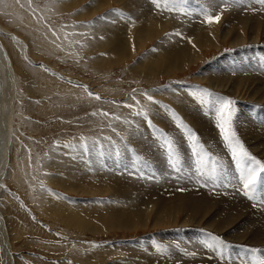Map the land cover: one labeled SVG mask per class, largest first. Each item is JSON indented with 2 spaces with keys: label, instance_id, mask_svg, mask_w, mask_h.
<instances>
[{
  "label": "rangeland",
  "instance_id": "obj_1",
  "mask_svg": "<svg viewBox=\"0 0 264 264\" xmlns=\"http://www.w3.org/2000/svg\"><path fill=\"white\" fill-rule=\"evenodd\" d=\"M132 2L133 0H33V7L36 8V12L33 13L32 9L27 7L26 0H20V3H16V0H0V208L5 207V197H8L24 212L26 218H30V221L40 226L41 231L44 233H34L35 231H30L29 227L24 225L22 227L20 221L16 222L18 230H15L16 227L9 230L1 224L4 229L0 228V264H4L5 250H3L1 241L4 237L7 245L9 244L7 247L9 252L7 253L12 255L14 260H18L16 264L18 262H21V264H113V262L114 264H124L129 260V257L128 253L121 249L127 246L128 243L129 245L133 243L141 244L143 240L149 241L148 238L153 237L154 241L156 240L155 242L162 245L163 239L160 241L157 236L165 238L181 233L184 236L183 238H188L190 233L197 234V237L203 235L205 232L199 230L204 227L203 221L196 223L195 219L189 220L186 216V222L190 223L186 224L187 227H180L181 222H185V215L180 211L172 213L170 217H156L149 214L143 222L135 223L128 228H122V226L109 227L103 224V221H99V219L102 215L105 216V213L103 210L96 211V208L110 203L113 198L108 194L93 193L92 195L67 191L65 188L68 187L69 190L72 188L66 185L69 183V178L62 172L63 157L72 158L71 160H73L78 156L76 153L82 152L84 158L81 159L87 160L86 158L90 153L106 155L103 154L105 151L101 150L102 147L110 148L109 156L112 153L117 161L123 159L125 164L128 165L123 173L128 174L132 171L131 174H128L133 178L132 182L140 185L143 190L146 182L149 183L155 179L154 166L157 167L158 161L155 160V155L151 154L148 157L137 151L127 138V134L134 130L133 122L136 120L137 123L142 120L143 122L140 123L146 124L145 121L147 122V128H142V133L146 132L152 138L160 141L157 142L156 140V145L159 146H157L158 150L165 148L160 136L161 132L166 133L172 143L174 142L173 137H177L181 141H186L180 146L173 143L179 157V165L184 167L186 163H191L193 167L195 164L201 166L198 164L196 156H188L184 144L188 142L193 144L194 142L186 139L184 129L178 127L170 117L171 112L169 109H171L178 115L180 114L179 117L182 118V121L197 134V143H195L203 147L207 152L206 154L209 155V158L200 156L202 165L208 168L212 167L213 158H215L218 161L217 168H224V160L222 161L219 153H215L216 150L211 148V146L215 149L218 148L219 139L217 137L220 138V134L214 136L215 134L209 133V136H203L196 127L190 124L188 117L179 112L174 106L175 102L177 103L180 97L184 95L187 98L190 97L188 98L190 106L196 105L195 108H202L203 105L200 100L209 99V97L206 96L204 91L196 92L194 89L207 90L215 96L235 101L233 107L236 114L232 123L235 132L239 117L250 119L252 122H261L260 125L264 126V107H262L264 101L259 103L260 106L258 103L251 102L249 92L244 87H238L235 93L230 92L229 88H215V90L214 87L212 88L207 84V78L202 76V73L209 72L214 64L216 66L214 70L218 69L216 63L223 60H225L224 62L228 60L232 64L237 63V60L244 58L245 53L246 56L252 54L254 62L260 61L263 65L264 36L262 32H259L263 31L262 27L258 31V39L255 44L251 45L249 42L251 29L244 26L240 30V34L244 37L245 42L248 41L234 47L231 44V34L222 37L223 29L226 28L225 20H231L229 19L231 13L220 12V15H222L220 22L208 24L206 23V16H215L218 13L207 11L204 20L192 18V21L196 28L212 27V29H216L211 37L212 41L196 48L195 54L191 58L179 67H175L172 64L163 62L160 57L165 56V53H171L177 46H184V43L189 42L187 34L192 27L188 25L186 20L182 23L173 21L156 23L154 21L163 17L175 18L177 14L181 16L180 13L182 12L177 11V14H175L164 7H157L156 5L150 7L152 4L145 0H138L140 8L130 4ZM37 5L39 6L37 7ZM97 6L100 7L96 8ZM156 10L159 11L158 14L155 18L152 15L153 19H151L150 13ZM257 11V13L255 11L248 13L247 11L241 13L240 16L256 14L255 16L251 15V17L258 18L262 13L261 17H264V10ZM106 14L108 19L101 20V25H99L100 22L97 18ZM136 16L154 20L147 21V24H145V21L142 24L144 27H142L146 28L149 24H153L151 28H155V32L161 29L164 31L160 34H164L152 38L146 36L144 41L142 38L138 39L136 33H129L128 23L124 26L122 24L114 25V23L112 25L113 21H123L122 23H124L125 21L128 22L131 17L136 18ZM107 22H110L113 30L123 28V31H125L124 38L127 40L124 43L126 46L122 45L124 49L122 52L112 53V41L106 37V31L104 30V25ZM74 25H92V27H72ZM234 26L235 28L238 27V25ZM53 32H55V35H53ZM176 32L181 33V36L174 35ZM82 33L84 35H81ZM101 36L104 38L100 39ZM161 37L165 39L168 48L156 54L161 48L159 39ZM123 51L125 52L123 53ZM150 54L158 56L159 59L149 57ZM234 56H236V59L231 58ZM40 65H43L48 71L40 68ZM239 66H242V63L239 62L238 69ZM234 76L233 74L230 77L234 78ZM262 76L264 80V74ZM76 84L84 87L76 86ZM85 88L88 91H85ZM89 92L101 97V99H94L89 96ZM169 92L173 94L170 93L171 100H168L171 103L167 101L164 95V93L168 95ZM141 93L151 95L155 103L148 101ZM133 96L140 103L137 104L135 100H132L131 97ZM126 103L131 104L132 107H124ZM145 105H147V109H145L146 116L133 115V112H140L141 109H144ZM155 106L156 108H154ZM190 106H187V109ZM151 108L153 109L151 110ZM152 111L167 116L168 122L170 120V132L153 121L151 118ZM94 112L96 113L95 116L92 115ZM104 112L109 115L107 117L101 115ZM116 117H119V119H115ZM136 117H139L140 120L137 121ZM198 117L202 118L199 115ZM149 121L152 124L151 127ZM216 123H218L217 117ZM118 131L119 136L116 135ZM112 133H115L114 137L111 135ZM81 137L85 139L82 141ZM106 137L108 139H105ZM84 144H87L88 147H81ZM65 145H76V147H66ZM260 161L263 163L262 160ZM50 165L53 166L50 167ZM161 166H163L162 162ZM163 168L164 166L162 170L166 173V169ZM184 168L187 169L188 167ZM112 171L110 170V172ZM172 171L171 173H175L171 174L170 178L175 180L178 174L176 170L173 169ZM112 173L114 174V171ZM71 176H73L72 173ZM138 178L142 179L139 180ZM91 179L87 178L88 182L83 181L79 183L81 187L79 185L78 187L83 189L82 191L90 185L94 189H106V185L102 181V184L101 182L95 183L96 178L92 181ZM159 180L160 176L154 182L157 197L165 194L161 189ZM77 181L80 180L77 179ZM52 182L59 183L61 186H55ZM129 185L133 186L132 183ZM176 187L178 193L186 192L184 189L180 190L181 188L177 189ZM241 189L245 201L253 205L251 206L252 209L246 208V212L243 210L244 214L248 212L251 215L264 210V205L259 204L257 201L259 197L255 193L256 187L250 194L258 199L252 200V202L244 196V190ZM260 193L261 195L263 193L262 196H264V191H260ZM129 194L137 197L131 193ZM172 194L171 192V194L164 196L170 197ZM227 196H230V194ZM141 197L151 199L154 196ZM232 198L238 201V204L241 203L242 206L244 203L246 204V202L241 201L242 197L238 194ZM160 199L161 201L168 200L167 198ZM259 201H264V199ZM55 202L58 205L59 203L64 204L67 209L62 204L58 206ZM82 202L85 204H82ZM54 204L55 206H53ZM90 204H93V206L91 207ZM87 206L92 211L95 210L96 213L91 214L88 212ZM254 206L260 207L261 210L253 211V209L259 210L256 207L253 208ZM69 207L71 209L73 207V209L71 210ZM74 209L77 210L74 211ZM9 218L11 217L9 216ZM261 219L264 221V216ZM3 221H5V216ZM30 221L28 222L30 223ZM263 221L261 220V223L264 225ZM24 227L26 228L24 229ZM234 228L236 230L232 231L233 236L239 225H235ZM181 229L184 230L181 231ZM213 235L227 245L230 244L225 250L228 251L231 247L229 250H232L234 260L237 255L246 253L253 255L257 263L264 264V245L262 247H252V245L245 242L236 245L215 234ZM251 248H255L257 251H247ZM197 250L200 251L198 253L202 254L200 248H197ZM110 253L112 254L110 255ZM203 259L213 261L214 257L212 258V254H209ZM203 259L198 263L204 264Z\"/></svg>",
  "mask_w": 264,
  "mask_h": 264
},
{
  "label": "bare ground",
  "instance_id": "obj_2",
  "mask_svg": "<svg viewBox=\"0 0 264 264\" xmlns=\"http://www.w3.org/2000/svg\"><path fill=\"white\" fill-rule=\"evenodd\" d=\"M145 1L152 4L150 7H154L155 4L153 3V0H145ZM130 4L140 8L138 0H133V2ZM99 7L100 6H97L96 8H99ZM160 7H164L167 9L168 6L165 3H161ZM257 10H264V3L259 2V0H243V3H241V4H233L231 2L225 3L224 0H187V3L181 5L178 10L172 11L175 14H177L176 13L177 11L182 12V13H180L181 16H179V14H177V16L175 18L163 17L162 19H159L156 21L150 20V19L145 18V17L136 16V18L131 17V19L128 22L127 21H125L124 23H122L123 21L122 22H120V21L114 22V25H121L122 24V26H124V24L128 23L127 25H129V28H130V29H128L129 33H131V34L136 33L135 35H137L138 39L142 38L145 41L144 37H146V36H148V37L150 36L152 38V37L162 36L164 34V33L160 34L161 32L164 31L161 29L160 30L156 29L157 32H155V28L154 29L151 28V26L153 24L152 25L149 24V26H147L146 28H143L144 26L142 24H144L145 21H146L145 24H147V21H154L156 23L157 22H164V21H173V22L182 23V22H185V20H186L188 25H190L192 27L191 30H188V34H187L189 42L184 43V46L183 45L177 46L171 53H165V56L163 55L162 57H160L163 60V62H166L167 64H172L175 67H179L183 62H185L186 60H188L189 58H191L195 54L196 48L201 47L203 44L210 43L212 41L211 37L214 35V31L216 30V29H212V27H209V28L203 27L200 29L196 28L194 26L192 18H197V19L200 18V19L204 20L205 19L204 15H206L207 11H214V12L218 13L219 15H220V12L222 13L225 11L228 13H231L230 14L231 16L229 18L231 20H228V21H227V19L225 20L226 28L223 29L222 37L224 38V37H226L224 35L231 34V37H232L231 38V44L234 47H237L238 45H241L242 43H246L248 41L247 40L245 42L244 37H242L240 34V30L244 26H248L251 29V37L248 36L249 42L251 45L255 44L256 40L258 39L257 34H258V31L261 27H262L263 31H259V32H262V34L264 36V17H261L262 13H260L261 16L258 18L257 17H251V15L255 16L256 14H251V15L249 14L250 16H247L244 14L243 16H240L241 13H245L247 11H248V13H252L254 11L257 13L258 12ZM158 12L159 11L156 10V11L150 13L151 19H153V16L155 18V16L158 14ZM223 17H224V15H223ZM99 22H100L99 25H101L102 21H99ZM260 22H262V23H260ZM237 23H239V24H237ZM112 25H113V22H112ZM234 25H238V27L235 28ZM219 28H220V26H219ZM104 30L106 31V33H105L106 37H108L112 41V46H111L112 53L122 52V50H124L122 45H125L124 43L127 40L124 38V32L125 31H123V28L113 30L112 26L110 25V22H107L104 25ZM124 30H126V29H124ZM159 39L161 41V45H160L161 48H159V50L157 51L156 54H158L159 52L164 51L168 48V45L166 44L165 39L163 37H161ZM263 44H264V40H263ZM124 52L125 51H123V53ZM128 54H129V52H128ZM128 54H127V56L130 55V54L129 55ZM149 57H152L154 59H159L158 56H154L151 54L149 55ZM231 58L236 59V56L231 57ZM254 58H255V56H254ZM258 60H259V58H258ZM224 61L225 60L216 63L218 69L214 70L216 67L214 64L210 68L209 72H207V73L203 72L202 73L203 78H207V82H208L207 84L212 86V88L214 87V89L215 88L216 89L229 88L230 92L232 91L233 93H235L237 91L238 87H244L249 92V100L251 102H255L258 104L261 102L263 103V101H264V80L262 79V77H263L262 75L264 74V64L261 65L260 61L254 62L255 60L253 59V55L251 54V56H246V53H245L244 58L237 60L236 61L237 63H235V64L230 63L228 60H226V62H224ZM239 62L242 63V66H239V69H238L237 65L239 64ZM221 64H223V65L220 67ZM262 72H263V74H262ZM233 74L235 76H234V78H231L230 76ZM240 78H242V79H240ZM67 86H69V84H67ZM76 86H79V85L76 84ZM171 92H169L168 95L164 93L167 101L171 100V95H170ZM177 95H176V97H177ZM247 97H248V95H247ZM188 98H190V97H188ZM188 98L186 96L182 95L180 97V100H178L177 103L175 102V104H174L175 108L179 112L186 115L188 117V121L190 122V124L193 127H196L197 130L203 136H209V133L215 134L214 136H217L218 134H220L218 128L216 127L217 123H216L215 114H213L210 111L209 107L205 106V107H207V108H205L202 106V108L201 107L195 108L196 105L194 106L191 103V105L195 108L194 109L192 106H190V101ZM196 100H197V98H196ZM169 103H171V102H169ZM246 103H247V101H246ZM194 104H198V103H194ZM187 106H190L189 109H187ZM200 106H201V104H200ZM259 106H260V104H259ZM262 107H264V106H262ZM154 108H156V106ZM152 109L153 108H151V110ZM161 109H163V108H161ZM149 113H151V112H149ZM151 114H152L151 118L153 119V121L156 124L162 126L164 129H166V131L167 130L169 132L171 131V126L169 125L170 120L168 122V120H167L168 118L166 115H164L162 113H158V112H153ZM235 114H236V112H235ZM198 115L201 116L202 118H199ZM141 118H143V117H141ZM236 118H238V117H236ZM138 119H139V117L137 118V121H138ZM143 120H144V118H143ZM233 120H235V119H233ZM132 121H134V120L132 119ZM140 122H143V121L141 120V121L136 123V120H135L133 122L134 123V130L127 134L128 135L127 138L130 140V142L133 144V146L136 148L137 151H139L140 153H144L145 156L147 155L148 157H150L151 154L155 155V160L158 161V163L156 164L157 167L154 166V177H155V179L152 181L149 180V181H151L149 183L146 182V184L144 185L145 188L143 190L140 187V185H138L135 182H132L133 178L130 177V175H128V174H131L132 171L128 174H126L125 172L123 173V171H125L126 167L128 166L127 163L125 164L123 159H120L119 161H117L116 160L117 158L115 159L113 157L112 153L109 156L108 152H109L110 148L108 149L107 147H105V148L102 147V149H101L102 151L103 150L105 151V153H103V152L102 153L106 154V155H99L97 153H90L88 155V158H86L87 160H82L81 158L83 157V153L78 152V151H77L78 153H76L78 156H76L73 160H71L72 158H64L63 157V160L61 163L62 172L64 174H66L67 177L69 178V183H67L66 185L71 186V188H72L71 190H69L68 187L65 189L67 191H72V192H76L79 194H81V193L86 194L87 193V194L93 195V193H100L101 195L102 194H108L110 197H112L113 199L111 200L110 203H107V204L103 203L104 205L101 204L103 206L99 207V208L96 205L97 206L96 211L97 210H103V212L105 213V216L100 215L101 217H100L99 221H103V224H105L109 227H111V226H115V227L122 226V228L123 227L128 228V227H132V225L135 223L143 222L146 219V216L149 214H152L156 217H160V216L170 217V215L172 213H176V212L180 211L185 215V222H181L180 227H187L186 224L190 223V222H186V216H187L189 220L195 219L196 223L203 221L204 227L199 229V230H202L205 233L210 232L212 234L217 235L218 237L224 238L225 240H227V242H230V243L236 244V245H240V243L243 244V242H245L246 244L252 245V247L253 246L254 247L255 246L262 247L264 245V225L261 223V220L263 221V219H261V217L263 218V216H264V210H261L260 207H258V206H254L253 208L256 207L259 210L253 209V211L254 210L260 211L261 210V212L251 214V215L248 212L245 214L243 213V210L245 211L246 208L252 209L251 206H253V205H250L248 202H246L244 197L242 196L243 191L241 189L242 187H241V183L239 181V172L237 171V169L235 167V163H234V161L230 155V151H229L227 145L223 142L221 135H220V138L217 137L219 139L217 149H215L214 147H212L210 145L212 150H216L215 153H219V155L221 156L220 159H222V161L224 160L223 161L224 168H217V170H216V176L219 177L218 181L214 182L213 180L208 179L206 182L204 176H198L197 175V168H200V169H203V171L205 173H207L209 176H211L212 167L208 168L206 166H203L202 162H200V156L205 157V158H209L208 157L209 155L206 154L207 152L204 150V148L200 146L197 149V151H200V156L197 157L193 151V144H191L189 142L184 144L186 151H188V156L189 157L196 156L197 161H199L198 164H200L201 166H198L197 164H195L193 167V164L186 163V166H184V167H188L186 169V168L181 167L179 165L178 169H176V172L178 174L177 179L171 180L170 176H172L171 174H174L175 172L171 173V171L173 170V167L170 166L166 149L165 148L160 149L161 151L157 149V146H158V145H156L157 139L152 138L146 132L142 133V128L146 127L147 122L145 121L146 124L140 123ZM260 123L261 122H259V123H257V121L252 122L250 119L239 117L237 120V128L235 127V130H236L237 138L243 144L245 150L251 156L255 157L258 160H262L264 163V126L260 125ZM151 126H152V124H151ZM111 129H114V128H111ZM164 129H162V131H164ZM117 130H119V129H117ZM144 130H146V129H144ZM213 130H214V133H213ZM118 133H119V131H118ZM152 133H154V132L152 131ZM174 134H176L179 138H181V136H179L177 133L174 132ZM111 135H113V137H114L115 133L114 134L112 133ZM117 136H119V135H117ZM173 140H174L173 143L175 145H179V146L183 145V142H186V141H181L177 137H173ZM183 140H186V139H183ZM157 142H160V141L157 140ZM102 143H104V142H102ZM122 149L124 150L123 147H122ZM60 162H61V159H60ZM161 162H162L164 168L166 169V173L162 170L163 166H161ZM181 162H183V161H181ZM244 163L247 164L248 162H244ZM52 166L53 165H50V167H52ZM138 166H139V164H138ZM116 167H119V168H116ZM143 168H141V169H143ZM110 170H113L114 174L112 173L113 171L110 172ZM190 170H192V171L190 172ZM116 172H117L118 176H117ZM71 173L73 176H71ZM141 175H143V174H141ZM261 175L264 176V173H261ZM131 176H133V175H131ZM136 176H138V175H136ZM159 176H160L159 181L161 182V189L165 193L161 197H157L155 195L156 188H155L154 182L157 180V178ZM189 176H191L192 179H188L187 177H189ZM174 177H175V175H174ZM76 178L80 181H77ZM87 178H92L91 181L96 178L95 183L102 181L106 185V189L105 188H104L105 190H103V188L102 189H97V188L94 189L90 184L87 183L91 187L85 186L87 189L86 190L84 189V191H82L83 189H80L81 184H79V183H81L83 181L88 182ZM138 179L141 180L142 178L141 179L138 178ZM150 179H151V177H150ZM105 180L107 182H104ZM65 182H67V181H65ZM102 182H101V184H102ZM136 182H137V180H136ZM74 183H77V184H74ZM130 183H132L133 186H130L129 185ZM52 184L55 186H61V184L55 183V182H52ZM202 184L205 186L202 187L201 186ZM78 185L80 187H78ZM221 185H229V186H221ZM176 186H178V187H176ZM175 187L177 189L181 188L180 190L184 189L186 192L185 193H183V192L178 193L176 191ZM255 187H256L255 193H256L257 197H259V199L257 201L259 202V204H261L259 200H263L264 196H262L263 193L261 195L260 191H264V180H260V182ZM213 191H215V192H213ZM171 192L173 193L172 196L171 195H170V197L164 196L167 194H171ZM129 193H131L132 195H135L137 197H133ZM7 194H4V195H7ZM226 194L227 195L230 194V196H227ZM236 194L240 195L242 197L241 201L243 203L246 202V204L244 203L243 206L241 205V203L238 204L237 203L238 201H236L235 199L232 198ZM146 195H151V196H154L155 198L152 197L151 199H149V198L141 197V196H146ZM218 195H220V197H218ZM160 198H167L168 200L161 201ZM229 198H230V200H229ZM5 199H6L5 207L2 209L0 208V228L2 227L1 226V224H2L4 228L6 226V228H9V230L14 229L13 227H16L17 229H15V230H18V225L16 222L20 221L21 226L24 225V226L29 227L30 231L34 230L35 231L34 233L38 232L40 234H44L41 231L40 226H38L36 223L34 224L32 221H30L29 220L30 218L29 219L26 218V215L24 214V212L18 206L15 205V202H11L8 197L7 198L5 197ZM125 199H128V200H125ZM55 201H57V200H55ZM70 203H71V201H70ZM55 204L58 205V203H56V202H55ZM55 204L53 206H55ZM60 204H62V203H59V205ZM68 204H66V205H68ZM82 204H85V203L82 202ZM82 204H80V205H82ZM97 204H99V202H97ZM90 205H91V207L93 206V204H90ZM101 205H99V206H101ZM255 205H258V204H255ZM62 206H64V204H62ZM87 207H88V212H90L91 214L96 213L95 210H94L95 211L94 212L91 210V208H89V206H87ZM149 207H152V208H149ZM64 208H65V206H64ZM65 209H67V206ZM72 209H73V207H72ZM71 210H70V213H72ZM76 210L74 209V211H76ZM84 211H85V209H84ZM82 212H80V213H82ZM4 216H5V221H3ZM9 216L11 218H9ZM123 216H126V217H123ZM9 219H11V220H9ZM28 221H30L31 224ZM235 225H239V228L237 229V232L233 236L232 231L234 232L236 230L234 228ZM7 226H9V227H7ZM3 227H2V229H4ZM25 228L26 227H24V229ZM43 228H46V227H43ZM27 230H28V228H27ZM182 230H184V229H181V231ZM199 234L201 235V233H199ZM183 237L184 236L181 233L173 235L171 237L168 236L165 238L157 236V238L160 241H161V239H163L162 245L159 244V242L158 243L155 242L156 240L154 241L153 237H149L148 238L149 241L143 240V242L141 244H138V243L134 244L133 243V244L129 245V243L128 244L126 243L127 246H125V247L122 244L124 248L121 247L122 248L121 250L126 251L128 253V257H129V260L124 264H129V262H130V264H199L201 259H203L205 256H207L209 254H212V258L214 257V260L213 261H205L203 259L204 264H224V260L222 258L218 259V257H220V252H218L216 250V248L209 246V244H210L209 238L207 236H205L204 234L197 237V234L195 235L194 233H190L188 238H183ZM1 241H2V246L4 248L3 250H5L4 251L5 256L3 255L4 256V259H3L4 264H16V262L18 260L17 259L14 260L13 256L10 255L9 253H7V252H9L7 249L9 244L7 245L6 238L4 237V239H1ZM8 243H9V240H8ZM116 247H118V246H116ZM197 248H200L202 250V254L198 253L200 251L197 250ZM229 249H228V251H226L225 249H222L227 254V257H228L227 264H259V263H257V260L254 258L253 255H248L246 253L245 254L243 253L244 255H241V254L237 255L236 259L234 260L233 252H232V250H229ZM193 253H195V255H193ZM111 254L112 253H110V255ZM206 258L208 259V257H206ZM17 264H21V262H18ZM113 264H114V262H113Z\"/></svg>",
  "mask_w": 264,
  "mask_h": 264
},
{
  "label": "snow or ice",
  "instance_id": "obj_3",
  "mask_svg": "<svg viewBox=\"0 0 264 264\" xmlns=\"http://www.w3.org/2000/svg\"><path fill=\"white\" fill-rule=\"evenodd\" d=\"M225 3H233V4H241L243 3V0H224ZM259 2L264 3V0H259ZM16 3H20V0H16ZM153 3L159 7L161 3H165L168 7V11H176L179 9V7L183 4L187 3V0H153ZM26 5L28 8L32 9V12H36V8L33 7V0H26ZM24 6V5H21ZM39 5H37L38 7ZM108 15L106 14L105 16L98 17L97 20H107ZM222 19V15H207L206 16V23L212 24V23H219L220 20ZM115 21H113L114 23ZM72 27H92V25H74ZM53 35H55V32H53ZM81 35H84L83 33ZM174 35L176 36H181V33L176 32ZM104 37L101 36L100 39H103ZM59 47V46H58ZM40 68H44L43 65L39 66ZM45 71H48V69L44 68ZM71 83V81H69ZM79 87H84L83 85H79ZM85 91H88L85 88ZM194 91L199 92V91H204L206 96L209 97V99H201L200 103L203 106H208L210 111L216 115L218 119L217 127L219 128V132L221 135V138L223 142L227 145L230 155L235 163V167L237 171L239 172V181L242 184V188L244 190V196L249 199L250 201L258 199L257 197H254L250 193L254 191L255 186L260 182V180H264V176H261V173H264V163H261L260 160L256 159L255 157L251 156L244 148L243 144L239 141L237 138L236 132L234 131L232 127L233 123V117L235 115L234 112V104L235 101L229 100L224 97H219L215 96L214 94L208 92L207 90H200V89H194ZM89 96L93 97L96 100H100L101 97L95 96L93 93L89 92ZM142 95L145 96V98L148 101H153V98L151 95H148L146 93H141ZM132 100H135V102L138 104L140 103L139 100H136V97L133 96L131 97ZM124 107H129L131 108V104H124ZM165 107V106H162ZM145 109H147V105H145L144 109H141L140 112H133V115L137 116H146ZM150 111V109H148ZM171 112V118L173 121L177 124L178 127L184 129L186 132V139L193 141V151L194 154L199 157L200 156V151H197V149L200 147L198 144L195 142L197 141V134L194 133L183 121L182 118L179 117L177 113L169 109ZM93 116L96 115V113H92ZM101 115L107 117L109 114L107 112L101 113ZM115 119H119V117H116ZM127 123V121H126ZM149 125L151 126V122L149 121ZM119 135V133H117ZM161 139L163 141V144L165 146V149L168 154V159L170 166L173 167L174 170L178 169L179 166V157L176 154V151L174 149L172 140L167 137L166 134H163L162 132L160 133ZM82 141L85 139L84 137L80 138ZM105 139H108L107 137ZM66 147H72L75 148L76 145H65ZM83 148H87L88 145L84 144L81 145ZM247 161L248 163L245 164L244 161ZM199 163V161H198ZM218 167V161L213 158L212 162V173L211 176H209L207 173L203 171V169L197 168V175L198 176H204L205 181L207 182L208 179L215 181L219 180V177L216 176V170ZM188 179H192L191 176L187 177ZM259 178V179H258ZM202 187L205 185H201ZM221 186H229V185H221ZM262 205H264V201H260ZM205 236L209 238L210 247L216 248L218 252H220V257L218 259H223L224 264H227V254L225 251L222 249H227L229 245L224 243L222 240H219L217 237H215L211 233H204ZM249 252H255L257 249L251 248L247 249ZM195 255V253H193Z\"/></svg>",
  "mask_w": 264,
  "mask_h": 264
}]
</instances>
